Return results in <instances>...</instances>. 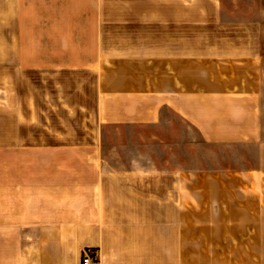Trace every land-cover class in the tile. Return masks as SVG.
<instances>
[{
  "label": "crops",
  "instance_id": "1",
  "mask_svg": "<svg viewBox=\"0 0 264 264\" xmlns=\"http://www.w3.org/2000/svg\"><path fill=\"white\" fill-rule=\"evenodd\" d=\"M263 16L258 0H0V264H81L86 248L99 264H264ZM200 143L256 151L220 171L244 203L184 204L183 182L216 177L183 169Z\"/></svg>",
  "mask_w": 264,
  "mask_h": 264
},
{
  "label": "rangeland",
  "instance_id": "2",
  "mask_svg": "<svg viewBox=\"0 0 264 264\" xmlns=\"http://www.w3.org/2000/svg\"><path fill=\"white\" fill-rule=\"evenodd\" d=\"M259 6L264 8V0H258ZM262 28L264 34V16L262 19ZM263 55H264V36H263ZM264 65V64H263ZM263 76H264V66H263ZM263 108H264V78H263ZM182 138L183 144H186L188 137L193 138L195 134L192 133L188 128L182 125ZM116 133L107 132L104 136L108 141H112ZM150 135L148 133H119V137H124L130 139H138V137ZM264 136V132H263ZM115 140V139H114ZM184 146V145H183ZM207 146V147H206ZM200 143L196 148L183 147V169H198L212 167L215 169L216 177L208 180L199 181H186L183 182V202L184 204H196V205H236L244 203L246 198L244 193L240 195L241 184L237 179L238 175L234 173L224 174L220 171H232L238 170V165L240 160L245 161L246 157L250 160L258 161V155L255 150L250 149H240L237 146H208ZM110 156L113 150H109ZM124 151V150H123ZM106 155L109 156V153ZM31 153L29 150H24L23 152V171L26 175L36 169L31 168ZM14 166L7 167V169H0V172L6 174L7 177L14 174ZM1 174V173H0ZM24 184H29V181L24 177ZM203 232V230H200ZM201 238V236H200ZM204 240V238H203ZM201 242V239H200ZM198 245V247H206L205 243ZM197 247V248H198ZM202 251V250H200ZM198 264H206V261H198Z\"/></svg>",
  "mask_w": 264,
  "mask_h": 264
},
{
  "label": "built area",
  "instance_id": "3",
  "mask_svg": "<svg viewBox=\"0 0 264 264\" xmlns=\"http://www.w3.org/2000/svg\"><path fill=\"white\" fill-rule=\"evenodd\" d=\"M99 252L95 248H86L82 252L81 264H99Z\"/></svg>",
  "mask_w": 264,
  "mask_h": 264
}]
</instances>
